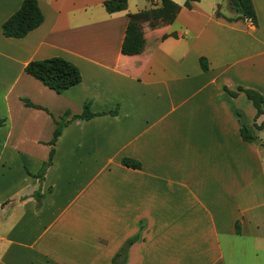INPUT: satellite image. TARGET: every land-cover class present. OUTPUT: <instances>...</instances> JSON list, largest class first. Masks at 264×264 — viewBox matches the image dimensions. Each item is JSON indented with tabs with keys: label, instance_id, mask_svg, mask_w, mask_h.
<instances>
[{
	"label": "crops",
	"instance_id": "1",
	"mask_svg": "<svg viewBox=\"0 0 264 264\" xmlns=\"http://www.w3.org/2000/svg\"><path fill=\"white\" fill-rule=\"evenodd\" d=\"M37 1L42 23L13 38L2 23L22 0H0V264H112L136 235L124 264H264V113L225 90L264 96V0H252L256 26L227 21L228 0L221 16L220 0L182 7L137 55L121 53L128 0L113 13L104 0ZM80 10L101 18L85 26L92 42L73 38ZM53 56L81 74L61 93L24 72ZM86 102L116 113L64 126L40 181L55 120Z\"/></svg>",
	"mask_w": 264,
	"mask_h": 264
},
{
	"label": "trees",
	"instance_id": "2",
	"mask_svg": "<svg viewBox=\"0 0 264 264\" xmlns=\"http://www.w3.org/2000/svg\"><path fill=\"white\" fill-rule=\"evenodd\" d=\"M200 0H185L182 5L176 3L173 0H158L153 2L154 7L146 10H141L137 13L128 14V21L125 29V35L121 44V53L123 55H137L140 54L145 45V36L139 19L135 15L141 17L150 18L153 20L163 18L167 22L180 11L182 7L191 9L194 2ZM230 8L234 11L232 16H223L227 21L247 20L256 26V14L252 0H228ZM103 6L106 12L113 13L117 11H123L127 8V0H104ZM216 16H221L220 12L216 10ZM43 21V14L40 10L37 0H22V3L17 11H15L7 20L2 23V33L6 37L21 38L28 32L38 27ZM176 37V33L164 34L162 37L167 36ZM201 68L206 71L208 68L207 60L205 57L199 58ZM24 72L36 80L40 81L47 88L61 93L64 90L76 85L81 80V74L78 67L71 61L60 57L53 56L44 59L31 60L24 66ZM225 90L232 96H236L238 92H243L246 97L252 102L256 109L255 119L264 113V96L255 89L244 88L239 86L237 91H231L225 88ZM26 106L42 108L39 105H35L26 98H22ZM44 109V108H43ZM46 110V109H45ZM115 114L116 110L102 111L93 113L89 109V103L86 102L83 105L82 111L78 114H70L69 110H66L59 120H55V128L52 133V138L49 141L51 146L48 154V158L43 162L36 177L39 180H43L44 173L48 166L52 162L54 154V144L61 134L62 129L70 121L76 119H89L100 114ZM241 116L240 113H238ZM3 124V120H0V126ZM257 127H260L258 125ZM240 135L243 140L251 142L254 139L252 129L247 124L240 126ZM121 163L125 166L132 168H140V163L130 158H122ZM38 204L41 202L42 195L39 192H35ZM239 232V229L236 228ZM138 239V236H133L128 239L126 243L120 248V250L112 258V264H124L126 258V252L128 247Z\"/></svg>",
	"mask_w": 264,
	"mask_h": 264
},
{
	"label": "rangeland",
	"instance_id": "3",
	"mask_svg": "<svg viewBox=\"0 0 264 264\" xmlns=\"http://www.w3.org/2000/svg\"><path fill=\"white\" fill-rule=\"evenodd\" d=\"M78 1H79V4L82 3L81 0H78ZM209 1L210 0H202L201 4L206 6L207 4L210 3ZM150 2H151V0H128V9H130L131 12H135V11L140 12L141 10L149 9L150 8ZM178 2L183 3L184 0H177V3ZM220 2H221L220 3L221 5L218 8V11H220L221 13L229 14V13L226 12V10H227L226 3H225L226 1H221L220 0ZM93 11H95V10H93ZM137 12H135V13H137ZM95 13L96 14H94V16H92V18H88L87 17L88 14L84 13L82 10L77 12V15H75L72 18V20L69 22L70 23V27L73 28L72 31L76 35L73 38H75L76 40H79V42H81V41H83V42L91 41L92 42V41L96 40L92 36L88 35V31L86 30V27H85L86 24L89 23L90 21H93V20L95 21V20L101 19L97 15V12H95ZM135 16L137 17V19H139L140 23H142L144 36H145V41H146L148 46L153 44L155 38L157 37V32L166 29V25L158 23L157 21H155L153 19H150L148 17L147 18L141 17L140 15H135ZM67 34H68V32H67ZM64 43L65 42H62L63 47L67 48ZM67 49H69V47ZM240 123H241V120H240Z\"/></svg>",
	"mask_w": 264,
	"mask_h": 264
},
{
	"label": "water",
	"instance_id": "4",
	"mask_svg": "<svg viewBox=\"0 0 264 264\" xmlns=\"http://www.w3.org/2000/svg\"><path fill=\"white\" fill-rule=\"evenodd\" d=\"M240 120H241V124H243V125L247 123L246 120H245V118L242 117V116H241ZM253 142H254L255 144H258V143L260 142V140L257 139V138H254V139H253Z\"/></svg>",
	"mask_w": 264,
	"mask_h": 264
}]
</instances>
